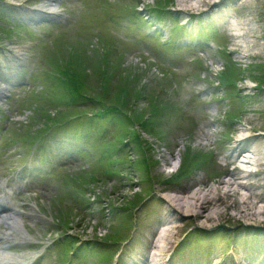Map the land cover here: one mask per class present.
Masks as SVG:
<instances>
[{"label": "rangeland", "instance_id": "obj_1", "mask_svg": "<svg viewBox=\"0 0 264 264\" xmlns=\"http://www.w3.org/2000/svg\"><path fill=\"white\" fill-rule=\"evenodd\" d=\"M143 1L150 3V5L154 3L153 0ZM210 1L213 0H203V2L202 0H176L174 7H188L191 9L194 5H198L199 10H205V6ZM228 2L230 0H227L224 3L225 5H217V10L218 8L224 10ZM234 7L230 13L233 18L231 28L235 31H233L236 35L235 40L228 42V39H223L228 42L227 47L231 49V52L224 55L220 53L217 57L219 60L224 61V58L229 56L243 73L241 80L244 82L241 85L247 88L248 92L244 94L246 103L242 104L241 111H243V115L239 118L235 129L239 133L246 132L252 139L251 142L248 140L247 144V149L253 153L254 160L251 161V165L247 163L240 164L243 166V168L237 167L240 171L234 168L227 174L213 173L212 178L208 180L209 178L206 175H201L196 170L209 155L210 144L201 143L202 140H207V138L201 137V140H197L196 143L194 140L186 139L185 142L177 144L178 149L175 152L173 150L170 152L162 142H158L153 136L143 133L139 126L133 125V131L121 132L126 137L124 143H129L131 139L128 138L132 137L136 144L132 145L134 151L127 162L129 166L127 165L125 172L120 174V181L102 184L93 189L96 191L95 201L96 203L99 202L95 207L107 208L110 214L109 218L102 225L101 230L96 228L95 223L90 224L87 220L86 222L83 221L77 231L79 234L84 233L89 238L95 234L94 236L98 239L113 237L115 236V228H122V214H124L127 218V225L133 223L132 226L135 225L137 229L138 226L147 223L143 221L144 218L149 220L150 223L147 224H151V226L144 225V228H154L149 234L154 238L155 234L158 236L160 227L164 225L163 223L167 219L169 221L172 218L174 219V213H177L180 221L173 222L177 227L175 231L171 232L173 235L175 232L179 234L190 228L203 229L205 234L209 233L206 231L211 228L217 229L215 244L219 248L222 247L221 252L226 250L222 246L223 242L233 238L234 241H240L241 248L245 250V252L238 251L236 253V256L239 254L242 257H246L248 250V247H245V242L249 240L250 247L255 245V241L256 243L264 242V0H238ZM217 10L212 13L215 18L219 13ZM110 29L111 27L107 28L104 25L102 32L108 34ZM117 33L118 36L116 34L112 36L121 37L122 34ZM223 40L221 41L223 42ZM231 53H234V57ZM132 54L134 57L136 56V53L132 52ZM207 63H210V61ZM116 69H118L117 65L99 61L97 70L94 71L92 76L88 77L87 84L80 86V88L88 96L105 100V105L109 103L118 104L121 108L128 109V115L133 124L148 119L149 114H152L157 107L141 100L145 98L144 89H146V84L143 80L145 74L139 68L132 67L127 69L124 75H120ZM218 69L214 70L217 71ZM54 99L59 102L65 100L63 96H56ZM79 112L80 114L85 113V111L77 110L72 115ZM66 118H68V115L57 119L52 128L54 134L64 128ZM115 141L118 142V140ZM256 164L258 165L256 166ZM245 170H250L253 174L249 173L248 175L247 172H244ZM229 180L236 183L233 189H236L241 196L248 197L249 201L241 203L238 195L228 194V188L227 186L223 187V184ZM59 185L52 186V188H59ZM197 196H199V199ZM164 199L166 200L164 201ZM184 200L187 204H182ZM41 201L43 204L44 201ZM142 201H149L153 204L147 208V212V206H140ZM168 203L172 204L174 209ZM180 204L187 206L181 207ZM195 204L197 206L202 204L199 214ZM11 206L12 208L15 207L14 205ZM43 206L48 207L47 204H43ZM112 210L117 214H113ZM154 211L155 213H153ZM196 214L201 219L198 222L194 218ZM56 221L69 226L78 222L72 212L60 214ZM258 224L263 227V230H258L256 233L245 232L246 226L251 227V225L257 226ZM171 226L172 224L166 225V228L169 230ZM172 242L165 241L168 245ZM227 244L231 245V242L229 241ZM158 245L161 246L159 243ZM259 250H262V247ZM250 255L252 258L254 257V255ZM124 261L127 262L128 257L125 256Z\"/></svg>", "mask_w": 264, "mask_h": 264}, {"label": "bare ground", "instance_id": "obj_2", "mask_svg": "<svg viewBox=\"0 0 264 264\" xmlns=\"http://www.w3.org/2000/svg\"><path fill=\"white\" fill-rule=\"evenodd\" d=\"M202 2H203V0H202ZM201 4V3H200ZM244 4H245V2H244ZM187 5V4H186ZM204 5V4H203ZM241 36V35H240ZM239 36V37H240ZM263 53V52H262ZM254 54V53H253ZM261 56V55H260ZM255 57H256V55H255ZM253 129V128H252ZM256 131H258V130H256ZM249 132V131H248ZM254 133V132H253ZM250 134V133H249ZM256 138V137H255ZM259 139V138H258ZM261 139V138H260ZM252 141V139L250 140V142ZM248 144V142L247 141H243V142H237L235 145V147H236V151H238V150H240V151H242L243 150V148L244 147H246V148H248L247 145ZM259 146V145H258ZM241 148V149H240ZM245 148V149H246ZM238 149V150H237ZM262 149H263V147H262ZM250 153H251V151H249ZM258 153V152H257ZM253 154V153H252ZM255 154V153H254ZM248 156H245V157H247V158H251L250 156V154H247ZM262 155V154H261ZM264 155V154H263ZM237 157L238 156H235L234 157V160L235 161H238V159H237ZM254 159H252V160H250L249 159V161H247V160H242L241 162H248L247 164L249 165H251V161H253ZM262 160V159H261ZM261 160H258V161H261ZM241 164H243V163H241ZM263 166V165H262ZM258 167H261V166H258ZM239 168H243V166L242 165H240L239 166ZM262 171V170H261ZM243 172V171H242ZM244 172H248V173H252L250 170L249 171H247V170H245ZM240 174V173H239ZM261 174V173H260ZM242 175V174H241ZM249 175V174H248ZM235 177H239V176H235ZM234 177V178H235ZM236 179V178H235ZM250 179V178H249ZM256 180V179H255ZM235 181V180H234ZM252 182V181H251ZM223 184V183H222ZM236 183H232L230 180L229 181H225L224 182V184H223V187H225V186H227V191H228V194H230V195H232V196H235V195H238L239 197H240V202L241 203H246V201L248 200V197H246V196H241V194L240 193H238V191L236 190V189H233V186L235 185ZM256 184V183H255ZM249 192V191H248ZM253 194V193H252ZM227 195V194H226ZM254 195V194H253ZM199 196H197V198H198ZM196 198V199H197ZM203 198V197H202ZM199 199V198H198ZM206 200V199H205ZM214 200V199H213ZM211 201V200H210ZM249 201V200H248ZM172 203H173V201H171ZM200 202V201H199ZM212 202V201H211ZM184 203H186L185 202V200H184V202L182 203V204H184ZM195 203H197L196 201H195ZM187 204V203H186ZM172 205V204H171ZM181 205V204H180ZM207 205V204H206ZM178 206V205H177ZM184 206H187V205H184ZM183 205H181V207H184ZM195 206L197 207V209H198V214L200 213V211H201V207L200 206H202V204L201 205H198L197 206V204H195ZM189 207V206H188ZM187 207V208H188ZM187 210V209H186ZM193 210V209H192ZM207 212V211H206ZM209 212V211H208ZM188 213V212H187ZM192 214V213H191ZM206 215V214H205ZM208 216V215H207ZM209 218H211V217H209ZM164 228V227H163ZM170 229V228H169ZM167 230V229H166ZM168 238V237H167ZM159 247H161L160 245H158V243H156L155 244V248L156 249H158Z\"/></svg>", "mask_w": 264, "mask_h": 264}]
</instances>
